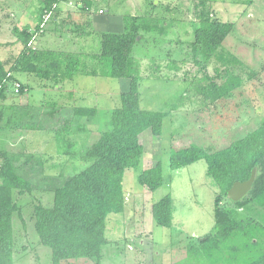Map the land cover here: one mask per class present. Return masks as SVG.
I'll return each instance as SVG.
<instances>
[{"label":"rangeland","instance_id":"rangeland-1","mask_svg":"<svg viewBox=\"0 0 264 264\" xmlns=\"http://www.w3.org/2000/svg\"><path fill=\"white\" fill-rule=\"evenodd\" d=\"M86 1H91L90 7ZM154 2L155 5L152 0L63 1L57 11L47 18L43 16L41 32L30 43L42 50L75 53L81 68L100 69L94 55L100 53L103 32H123L126 21L132 18L152 27L156 23L154 30L139 32L133 55L141 63V107L167 113L163 133L156 137L147 129L141 135V163L125 172L126 208L107 218L109 241L102 247L99 264H247L264 250V244L255 250L246 247L248 239L241 232L222 240L220 245L201 242L215 231L218 193L207 174L206 160L172 169L169 157L171 149L191 144L224 148L252 131L264 118V0ZM40 10L39 0H0V56L7 68L23 49L13 27L34 29ZM200 13H211L213 18L234 23L220 51L242 63L224 65L213 58L204 65L194 55L192 42ZM226 69L231 71L232 79H241V85L213 104L203 100L198 86L208 83L206 77L224 83L228 79ZM14 76L28 89L16 92L10 81L6 98H0V148L19 158V172L31 178L33 186L32 193H15L26 226L16 214L14 264L49 263L52 249L39 242L34 206L38 202L50 206L55 188L86 168L91 160L59 154L54 131L25 126L36 122L60 126L72 117L73 106H96L99 113L93 120L75 119V123L84 122L90 134L70 135L78 142L87 137L88 145L109 120L110 110L121 104V93L129 89L130 80L79 72L56 84L25 72ZM53 108L57 111L51 115ZM32 154L34 158L27 161ZM158 161L163 165L164 182L151 191L140 184L138 175ZM168 194L173 199L171 227L157 224L152 214L153 204ZM262 236L264 239V229L257 238ZM96 262L95 258H81L68 264Z\"/></svg>","mask_w":264,"mask_h":264},{"label":"trees","instance_id":"trees-1","mask_svg":"<svg viewBox=\"0 0 264 264\" xmlns=\"http://www.w3.org/2000/svg\"><path fill=\"white\" fill-rule=\"evenodd\" d=\"M63 1L67 0H39L41 17L35 28L13 27L23 49L9 68L0 56V98H6L8 83L12 81L14 84L17 81L14 76L16 72L35 74L42 80H52L56 84H60L63 79H72L79 72L126 77L130 80L129 89L121 93V104L110 110L109 120L100 128L96 140L88 145L87 137L78 142L70 135L72 132L86 136L90 134L91 131L84 122L75 123V119L93 120L99 113L96 106H73L72 117L68 120L66 118L60 126H45L38 122L25 126L28 129L54 131L59 154L91 160L86 168L65 178L55 188L50 206L42 202L34 206V226L39 242L52 249V261L40 264H68L81 258H95L96 264H99L103 256L102 247L109 241L106 237L107 218L109 214L122 213L126 208L123 184L125 172L141 163L144 153L141 135L147 129H151L156 137L163 133L167 113L141 107V63L133 55L139 32L142 29L154 30L156 23L152 27L143 23V20L132 18L126 21L123 32H103L100 53L94 55L100 69H83L80 58L75 53L42 50L30 44L35 35L41 32L43 16L57 11ZM154 1L152 3L155 5ZM86 4L90 7L91 1H86ZM233 28V22L213 18L211 13H200L192 42L194 55L200 57L204 65H208L213 58L224 65L242 63L235 56L230 57L220 51ZM225 74L228 79L222 84L214 78L206 77L208 83L198 86V93L203 100L213 104L241 85V79L231 78L230 70L226 69ZM26 89L28 88L21 83L19 92ZM56 111L53 108L50 114L54 115ZM10 124L9 118L8 125ZM78 144L81 147H77ZM0 157L3 159L0 164V264H14V216L19 215L22 224L26 226L22 207L17 202L15 193H32L33 186L31 178L19 172L17 156L0 148ZM33 158L32 154L27 161ZM169 159L172 169L205 159L207 174L218 187L214 209L215 231L201 239V242L214 241L220 245L222 240L236 237L241 232L248 239L246 247L255 250L258 246H263V236L262 239L257 237H260L264 229V118L252 131L224 148L191 144L171 149ZM254 168L256 176L248 194L238 201L229 199L228 190L236 181L248 180ZM138 180L151 191L158 189L164 182L162 162L158 161L154 166L143 170L138 175ZM152 214L157 224L171 227L172 196L168 194L155 202ZM247 264H264V250Z\"/></svg>","mask_w":264,"mask_h":264},{"label":"water","instance_id":"water-1","mask_svg":"<svg viewBox=\"0 0 264 264\" xmlns=\"http://www.w3.org/2000/svg\"><path fill=\"white\" fill-rule=\"evenodd\" d=\"M256 176V168L252 170L251 176L248 180L240 182L236 181L228 190V198L233 201L242 199L251 190Z\"/></svg>","mask_w":264,"mask_h":264},{"label":"built area","instance_id":"built-area-1","mask_svg":"<svg viewBox=\"0 0 264 264\" xmlns=\"http://www.w3.org/2000/svg\"><path fill=\"white\" fill-rule=\"evenodd\" d=\"M101 12H103V10H101ZM48 16H49V15H47L46 18H47ZM14 87H15V91H16V92H19L20 89H21V83L18 82V81L14 82Z\"/></svg>","mask_w":264,"mask_h":264},{"label":"clouds","instance_id":"clouds-1","mask_svg":"<svg viewBox=\"0 0 264 264\" xmlns=\"http://www.w3.org/2000/svg\"><path fill=\"white\" fill-rule=\"evenodd\" d=\"M48 15V14H47ZM47 15H45V16H47ZM50 16V15H49Z\"/></svg>","mask_w":264,"mask_h":264}]
</instances>
